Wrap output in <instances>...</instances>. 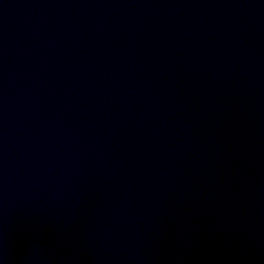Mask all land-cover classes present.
<instances>
[{
  "label": "water",
  "instance_id": "obj_1",
  "mask_svg": "<svg viewBox=\"0 0 264 264\" xmlns=\"http://www.w3.org/2000/svg\"><path fill=\"white\" fill-rule=\"evenodd\" d=\"M0 264H264V0H0Z\"/></svg>",
  "mask_w": 264,
  "mask_h": 264
}]
</instances>
